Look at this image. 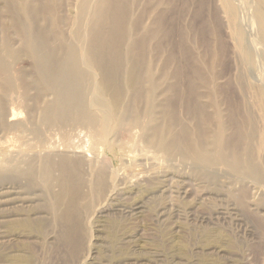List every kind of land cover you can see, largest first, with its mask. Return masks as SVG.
I'll use <instances>...</instances> for the list:
<instances>
[{
    "label": "rangeland",
    "instance_id": "obj_1",
    "mask_svg": "<svg viewBox=\"0 0 264 264\" xmlns=\"http://www.w3.org/2000/svg\"><path fill=\"white\" fill-rule=\"evenodd\" d=\"M131 1L136 3V18L142 25L133 41L145 39V26L150 32L154 20L163 21L158 36L148 39L144 50L153 78L164 85L157 94L150 128L165 129L171 124L178 131L181 125L195 130L196 122L180 106V99L165 90L181 71L185 78L182 93H186L188 79L195 78L192 70L197 69L206 81H196L193 100L210 116L209 122L200 125L209 134L223 125L225 142L249 151L254 170L239 178L219 167L214 171L217 177H209L191 163L146 150L135 142L136 134L128 141L119 131L114 142L125 144L121 150L117 148L120 158L101 156L116 171L114 190L82 214L71 235H67L65 222L56 221L44 205L39 190L28 194L20 184L0 183V264H264V36L259 32L264 27V0H240L247 12L243 11L237 30L215 0ZM75 4L76 0H60V15L73 18ZM12 15L19 16L18 8L0 0V29L10 32L15 42ZM235 30L242 34V44L236 41ZM248 39L258 50L253 62L240 65L238 48L248 50ZM139 52L137 45L131 58L137 60ZM240 66L246 74L242 81ZM32 68L27 56L17 66L26 78L31 77ZM25 88L15 79L12 93L22 98ZM30 90L36 94V89ZM17 99L14 105L25 120L24 105ZM170 99H178V124L169 123L165 102ZM136 107L144 122H150L147 102L140 101ZM216 112L221 121L214 117ZM75 141L77 146H85L83 139ZM139 146L146 153H130ZM24 219L34 227L13 231V222Z\"/></svg>",
    "mask_w": 264,
    "mask_h": 264
},
{
    "label": "bare ground",
    "instance_id": "obj_2",
    "mask_svg": "<svg viewBox=\"0 0 264 264\" xmlns=\"http://www.w3.org/2000/svg\"><path fill=\"white\" fill-rule=\"evenodd\" d=\"M8 1L18 8L19 16L12 15L10 23V29L16 32L15 42L10 32L0 29V183L20 184L28 194L39 190L55 220L65 222V228L68 226L67 235L74 231L82 214L114 190L112 180L116 171L101 156L120 158L116 152L125 144L114 142L119 131L128 141H133L136 134L135 142L146 150L191 163L209 177H217L214 171L219 167L239 178L248 177L254 170L249 151H240L237 144L232 148L225 142L223 125L211 134L200 125L209 122L210 116L193 100L196 81H206L197 69L190 68L195 78L188 79L186 93H182L185 78L181 71L175 73V83L165 90L180 99V106L196 122L195 130L191 132L181 125L178 131L171 124L165 129L150 128L155 121L157 94L164 85L153 78L144 50L146 41L158 36L162 19L154 20L151 26L155 28L150 32V27H144L145 39L139 43L132 40L142 25L136 18V3L131 0H76L73 18L60 15V0ZM233 1L215 3L237 30L246 5ZM247 25L253 28L250 23ZM236 30V41L242 44V34ZM259 32L264 36V27ZM137 45L141 52L134 60L131 54ZM246 45L248 50L238 48L240 65L253 62V53L258 50L249 39ZM24 56L33 64L30 78L17 70ZM242 68L241 81L246 77ZM15 79L26 86L22 98L12 93ZM32 88L36 89L34 95ZM15 99L24 105L25 120L16 110ZM178 99L165 102L169 123L178 124ZM140 101H146L150 107V122H144L136 107ZM214 117L221 121L219 112ZM164 132L167 137L162 135ZM77 139H83L85 146H77ZM145 149L133 147L130 153L143 155ZM11 227L17 231L34 226L24 219L14 221Z\"/></svg>",
    "mask_w": 264,
    "mask_h": 264
}]
</instances>
